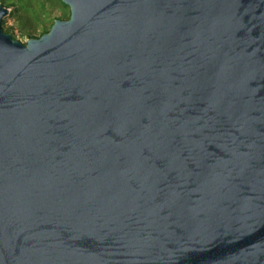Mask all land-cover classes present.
I'll use <instances>...</instances> for the list:
<instances>
[{
  "label": "water",
  "instance_id": "1",
  "mask_svg": "<svg viewBox=\"0 0 264 264\" xmlns=\"http://www.w3.org/2000/svg\"><path fill=\"white\" fill-rule=\"evenodd\" d=\"M61 1L0 3V264H264V0Z\"/></svg>",
  "mask_w": 264,
  "mask_h": 264
},
{
  "label": "rangeland",
  "instance_id": "2",
  "mask_svg": "<svg viewBox=\"0 0 264 264\" xmlns=\"http://www.w3.org/2000/svg\"><path fill=\"white\" fill-rule=\"evenodd\" d=\"M9 12L2 20L4 31L25 43L49 30L55 19H68L70 8L61 0H0Z\"/></svg>",
  "mask_w": 264,
  "mask_h": 264
},
{
  "label": "trees",
  "instance_id": "3",
  "mask_svg": "<svg viewBox=\"0 0 264 264\" xmlns=\"http://www.w3.org/2000/svg\"><path fill=\"white\" fill-rule=\"evenodd\" d=\"M66 5V4H65ZM67 6V5H66ZM50 30V29H49ZM49 30H45V31H43V33L42 34H44V33H46V32H48ZM41 34V35H42ZM13 37H14V35H12ZM15 38V37H14Z\"/></svg>",
  "mask_w": 264,
  "mask_h": 264
}]
</instances>
